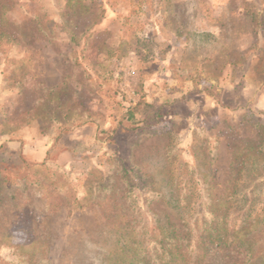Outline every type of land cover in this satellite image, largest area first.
<instances>
[{
	"label": "rangeland",
	"instance_id": "obj_1",
	"mask_svg": "<svg viewBox=\"0 0 264 264\" xmlns=\"http://www.w3.org/2000/svg\"><path fill=\"white\" fill-rule=\"evenodd\" d=\"M0 1V259L102 264L113 219L178 223L173 196L264 216V0ZM141 100L160 124H127ZM120 162L163 197L141 208ZM32 168L39 184L21 182ZM248 229L264 258V227Z\"/></svg>",
	"mask_w": 264,
	"mask_h": 264
},
{
	"label": "trees",
	"instance_id": "obj_2",
	"mask_svg": "<svg viewBox=\"0 0 264 264\" xmlns=\"http://www.w3.org/2000/svg\"><path fill=\"white\" fill-rule=\"evenodd\" d=\"M75 2L76 0H69V5ZM4 3L0 1L2 11L6 10ZM0 16L1 46L10 43V38L2 28L6 20ZM88 32L89 29L82 34L71 31L70 40L76 45L82 42L86 45ZM194 88L210 92L215 99L221 97V90L211 83L205 87L196 84ZM164 118L165 112L162 107H154L143 100L126 107L124 114L127 124L138 130L154 127ZM120 163L121 181L128 189L140 187L139 192L144 194L141 208H147L155 201L151 200V197L156 199L163 197L149 189L147 181L139 174L137 167L126 162ZM197 167L201 170L199 161ZM40 173L45 174L38 168H32L27 171L21 182L30 180L32 185L39 184L37 176ZM4 181L6 182L1 179L0 182L5 184ZM141 182L142 185L139 186ZM15 186L11 183L8 187L5 185V188L7 192L14 193ZM173 197L165 201V204L177 211L178 223L148 209L144 215L134 220L119 219L115 222L113 219L116 229L109 233V239L113 243L103 255L102 264H263L264 258L256 256V243L248 229L254 225L264 227V216L252 217L253 201L239 202L240 205L234 207V215L231 216L233 202L221 203L215 199L194 202L188 198ZM130 205H133L132 202ZM37 253L48 255L47 249L42 247L33 251L27 262H7L0 259V264H41L40 259L34 257Z\"/></svg>",
	"mask_w": 264,
	"mask_h": 264
}]
</instances>
